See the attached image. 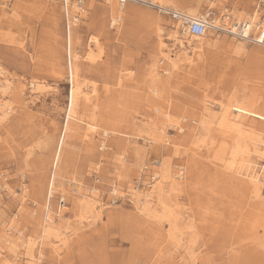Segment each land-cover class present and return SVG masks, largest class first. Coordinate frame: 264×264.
Wrapping results in <instances>:
<instances>
[{
	"label": "rangeland",
	"instance_id": "374dc122",
	"mask_svg": "<svg viewBox=\"0 0 264 264\" xmlns=\"http://www.w3.org/2000/svg\"><path fill=\"white\" fill-rule=\"evenodd\" d=\"M17 2L0 0V83L9 77L12 89L19 87L21 91L18 98L16 92L6 96L16 111L0 123V235L16 214L17 222L24 226L19 236L23 240L36 239L33 222L27 220L42 209L51 176L50 162L63 133L74 88L67 69L71 49L79 55L78 76L83 89L80 107L96 114L103 127L108 121L115 124L117 133L111 139L102 138L103 130L98 128L99 133L92 136L91 150L80 136L75 140L65 135L61 149L66 159L60 162L64 176L58 181L65 191L56 189L55 194L72 190L68 181L82 187L96 184L100 192L93 195L99 196L97 201L105 203L106 209L102 207L94 224L77 225L71 218L75 234L71 233L68 244H45L40 251L35 249V264H264V181L259 183L257 194L240 186L245 167L264 176V157L252 154L244 163L237 162L235 169L227 170L213 164L203 150L197 157L189 154L184 162L173 155L170 146L162 145L166 139L179 136L187 140V133L194 127L198 133H205L197 126L204 94L212 95V113L219 112L218 105L227 99L247 101L258 82V66L252 57L255 52H264V47L212 28L201 39L182 37L178 28L176 34L183 38L181 47L171 38L177 20L168 13L136 4L125 6L122 23L112 30L110 12L103 0H94L92 5L86 0V13L70 30L68 39L60 0L25 3L19 9L15 8ZM171 2L180 13L190 12L196 17L223 20L225 15L232 20L230 16L241 12L250 18L257 10L258 20L264 21V8L257 0ZM129 10H135V14L125 17ZM157 34L165 44L162 52ZM238 45L242 49L238 50ZM87 46L97 48L94 61L86 55ZM198 46L202 48V61L192 65L191 54ZM163 52H169L172 58L185 52L188 57L173 69ZM157 77L158 81L168 80V89L166 93L159 91V98L151 92ZM36 82L43 85L39 92L31 88ZM167 112L178 122L186 118L181 123L189 129L180 133L168 127L162 121ZM161 121L166 137L160 144L149 129L152 123L159 125ZM70 122L85 126L78 120ZM244 122L252 128L260 120L246 116ZM100 145L105 149L101 151ZM66 160L71 161L72 169L65 167ZM155 161L184 163L186 168L173 210L185 224L191 222L192 228L179 226V234L175 235L179 242L168 236L167 222L142 216L131 201L133 188L139 191L137 195L149 192V188L133 186L141 173L146 174L147 183L152 182ZM96 166H100L97 172ZM94 176L98 177L95 181ZM115 185L117 193L125 192L127 197L109 206L108 191ZM66 202L70 212L69 198ZM51 203L56 206L55 200ZM8 236L17 237L16 231L11 230ZM18 256L14 262L25 264L22 255Z\"/></svg>",
	"mask_w": 264,
	"mask_h": 264
},
{
	"label": "bare ground",
	"instance_id": "6f19581e",
	"mask_svg": "<svg viewBox=\"0 0 264 264\" xmlns=\"http://www.w3.org/2000/svg\"><path fill=\"white\" fill-rule=\"evenodd\" d=\"M93 1L94 0H89V4L92 5ZM149 2L151 5H147L146 7L154 8L158 10L160 14L168 13L172 16V19L178 21V23L174 26L175 32L173 31L171 38L176 40L175 42L178 41L181 47L183 46L182 45L183 36L201 39V37L190 36L188 34V30H187L188 27L183 24L185 22L189 23L194 20L202 19L204 22H206L207 28H212L218 31L219 30L225 31L233 36L236 37L238 36L243 40H247V41H251L250 35H255L256 27L259 24L264 25V21L260 22L258 20L257 10H254L250 18H245L246 14L242 15L241 12H238L236 14H233V16H230L231 18H233L232 20L229 18V16H225V15L223 20L222 19L216 20V19H208L207 16H203V15L196 17L194 14L190 12L186 14L180 13L173 6L171 0H149ZM25 3L38 5L42 3V0H18V2L15 4V8L19 9L20 6L25 5ZM85 3L86 0H84L83 2L84 5L81 15L86 13L87 10L86 6L88 4ZM103 4L108 8L110 12V25L112 26V22H115V19L120 21L126 5L120 7L114 0H110V1L103 0ZM128 4H136V3H128ZM136 5L143 6L141 4H136ZM45 7L46 6L44 7L42 6V8ZM133 14H135V10L133 11L129 10L127 13H125V17L131 16ZM95 24L98 25V22H96ZM178 28H179V34L182 37L176 34V29ZM180 29L182 32L180 31ZM158 32H160V30L157 29V33ZM70 34L71 33L69 30L68 39L71 37ZM157 39H158V48L160 49L159 51L162 52V50L165 49V44L161 41L160 34H157ZM259 45L264 47V44H259ZM94 47L96 48V46ZM242 47H243L242 45H238L237 49L238 50L242 49ZM95 48L92 49L89 46H87L88 53L86 55L91 61H94L95 56L93 55V53L95 51ZM201 49L202 48L198 46V48L195 51H193V53L191 54L193 55L190 61L192 65H194L196 61L198 62L202 61ZM161 54L163 55L164 60L165 61L167 60L168 63L171 64V67L173 69L176 68L178 62L184 61L188 57V55H186L185 52H183V54L181 55L180 54L174 55L173 58L169 55V52H163ZM67 55L69 59L67 62V69L73 81L74 88H72L73 91L71 93L68 109L66 111L67 112V116L65 119L66 121L64 122V125H62L64 126L62 129L63 133L61 134L57 146L55 148L56 151L54 154V158L50 162V170L53 172V177L47 183L48 185L47 189L49 191L43 202L42 209H38V211L33 212V214L36 217L29 218L27 220V222L29 223L31 220L33 222V226L35 227L34 235H36V239L23 240V238L19 236L22 235V230L24 229V226L17 222L18 221L17 216L19 215L15 214L13 218L9 219L7 222L8 229L3 231V233L0 235V264L13 263L14 261L17 260L16 258L19 257L18 254L22 255L25 264H35L34 261L37 259L34 257L35 249L39 248L38 250L40 251L43 245L45 244H51V245L58 244L59 246H66L68 244V241L70 240L69 237L72 234H75V230L73 229V223L77 222V225H81L83 223H88V225L90 223L93 224L96 223L102 213V207L106 205L105 203H100L97 201V198L99 197L98 195L97 196L93 195L94 193L97 194V192H100V189H98L100 186L97 188V185L95 184L94 187L93 186L82 187V185L80 184L75 185L73 181H68L73 186L72 190L67 189L66 192L67 194L61 193L62 197H64L66 200H68L69 198V202H71L72 208L70 212L67 211L68 208L67 209L63 208L62 210H58V206L56 205L54 207L53 203H51L53 200L52 201L48 200V202L50 203L48 207L46 206L45 203L48 196L50 197L51 195H53L52 193L55 194L56 189L63 192L65 191L63 187L61 188L62 185L59 184L58 182L64 176V174L62 173V169L60 167V162L62 158L65 157V155H62L63 153L61 149L63 141L65 139V135L68 134L70 138H73L75 140L77 139L78 136H80L82 141L86 142L85 145L86 148H89L91 150V147L94 146L93 145L94 142L92 141L93 140L92 136L95 133H99L97 130L98 128L103 130L100 133L102 138L111 139L112 136L116 135L117 133V129H115L114 127L115 124L113 126V124L111 125V122L108 121L107 123L104 124L105 127H103L102 125L103 121H101V119L97 117L96 114L95 115L88 114L85 107H80V100H81V95L83 94V89H82V83L79 80L80 76H78L79 67L77 62L79 61L78 60L79 55L76 50L72 52L71 49L69 50ZM252 59L255 63H257L258 66V82L256 83V86L253 89L254 92L252 90L253 94L248 98L247 101L238 102L235 99H227V101L224 103L219 102L220 103L218 105V108L220 109L219 112L212 113L211 109L209 108L210 105H212L211 104V101L213 100V98L211 97L212 95L209 96L207 95V93L204 94L201 101L202 106L200 108L203 112L202 114H200L201 115L200 118L198 116L199 120L197 126H199V128L201 127L202 131H205V133L203 135L201 133H198V128L196 129L194 127L193 130L191 131L189 130L190 132L187 133L188 134L187 140L179 136L170 141H168L169 139L168 140L166 139V142H164V144L162 145L170 146L172 148L173 155L183 159L184 162L187 161L186 158L189 154L190 155L192 154L197 157L199 156L201 150H203L205 151L207 157L208 156L211 157L213 164L214 163L219 164L222 169L225 168L227 170L235 169L236 164H238L237 162L244 163L245 160H248L249 158L252 157L251 156L252 154L257 157L258 156L264 157V52L262 53L255 52ZM1 70L2 69L0 67V78L2 77V73H3V72L1 73ZM151 72L152 74H155L153 73L154 69H151ZM166 72L167 71L163 68L162 73L166 75ZM3 79H4L3 83H0V97L2 98V100H0V123H4L7 116H9L12 112L16 111L14 106H12V102L7 100L6 96L9 93L16 92L15 96L16 98H18L21 92L19 91V87L12 89L11 78L4 77ZM154 79L156 81L155 86L157 87L153 86L151 92H153L155 96L159 98L160 97V94H158L159 91L166 93V90L168 89V80L166 79L164 81H158V77ZM33 83H31V88L33 90H36V92L42 90L43 85L41 83L39 82H36V84ZM163 116L164 117L162 121H164V123H166L168 127L170 126L171 128H177L180 133H185L186 129H189V127H187V124L181 123V121L185 122L186 118L184 119L182 118L178 122L175 119V117L170 115L168 112ZM246 116L254 117L256 119L258 118L260 122L254 124L253 125L254 127H252L253 129L249 128L248 126L245 125L244 122ZM70 120H75V121L78 120L79 122L84 123L85 126L81 127V125L72 123L70 122ZM162 121L160 122L159 125L152 123L151 128L150 129L148 128L152 133V135L157 140V142H160V144L162 143L161 139L166 137L165 129L162 127ZM164 159L166 158L164 157ZM66 162L67 163L64 164L65 167L72 169L71 161L66 160ZM170 162L167 163L166 161H164L162 163H156L159 164V166H155L156 168L153 169V173L151 175L152 182L151 183L149 182L150 184L149 192L142 194L139 193V195H137L139 191L133 188L132 193L130 195L132 199L131 198L130 199L131 201L134 202L136 210L142 216L150 219L153 218L159 220V222L161 221L167 222L169 226L168 236L170 238L176 239V241L179 242L178 241L179 238L177 239V236H175L176 233L179 234L178 232L179 226L185 225L186 226L185 228L187 227L188 229L192 228L191 222L190 224L189 223L185 224V222H183L182 219L178 217V214L174 213L173 210V207L177 202L176 200L177 193L180 191L181 188L180 182L186 178V168L184 167L185 166L184 163L174 165L173 163ZM240 165L243 166L242 164ZM99 167L100 166L95 167L96 170L95 172H97V169ZM244 170H245L244 175H241L242 183L240 184V186H246L247 188H251V190L253 189V192L257 194L258 192L257 187L259 183L264 181V176L261 177L260 174H258L255 170L251 169L250 167H245ZM263 172L264 170L261 173ZM118 178L119 175L115 181H118ZM97 179L98 177L96 178V176H94V181ZM86 188H88V190ZM117 191H118L117 185L110 188L108 191L109 198L115 196L117 194ZM104 208L106 209V207ZM48 213L50 215H48ZM71 218H74L75 221L73 219L72 220L74 222L71 221ZM15 219L16 221H14ZM17 227L20 228V230ZM11 230L16 231L17 237H10V236L7 237L8 232H10ZM1 250H3L5 255L2 254L3 252H1ZM39 256H40V252H39ZM39 256L38 259L40 260L41 258ZM13 264H18V263L14 262Z\"/></svg>",
	"mask_w": 264,
	"mask_h": 264
},
{
	"label": "built area",
	"instance_id": "2783aa9c",
	"mask_svg": "<svg viewBox=\"0 0 264 264\" xmlns=\"http://www.w3.org/2000/svg\"><path fill=\"white\" fill-rule=\"evenodd\" d=\"M110 1V0H106ZM118 6L123 7L127 5L128 3H136V4H141L143 6L151 5L149 0H114ZM258 5L262 6L264 8V0H257ZM83 2L84 0H60V5L63 7V18H62V23L64 27V33L66 35V38L68 36L69 30L73 29L74 27L78 26L80 24V21L82 20V11H83ZM122 21H118L115 19V22H112V30L118 27ZM185 26L188 27V34L190 36H195V37H201L203 36L206 31H207V26L206 22H204L202 19L200 20H194L189 23H183ZM110 28V29H111ZM181 31V29H180ZM182 32V31H181ZM251 36V41L252 43H257V44H264V25L259 24L256 27V32L255 35H250ZM68 46V44H67ZM100 150H104V146L100 145L99 146ZM157 162H153L154 166H159V164H156ZM146 171L147 168H144ZM150 174V173H148ZM146 174L141 173L140 177L134 182V187L139 188V189H147L150 187V184L147 183L148 181L145 180ZM50 187V186H49ZM49 191V190H48ZM50 197H47L46 200V206L50 205L49 201L55 200L56 205L58 206V210H62L63 208H68V203L66 202V199L60 195H57L52 193ZM56 196V197H55ZM127 194L125 192H120L119 194L117 193L115 196L110 197V199L106 202L109 204V206H116V204H119L122 202L123 199H126ZM48 215H50L48 213Z\"/></svg>",
	"mask_w": 264,
	"mask_h": 264
},
{
	"label": "crops",
	"instance_id": "0c3cea01",
	"mask_svg": "<svg viewBox=\"0 0 264 264\" xmlns=\"http://www.w3.org/2000/svg\"><path fill=\"white\" fill-rule=\"evenodd\" d=\"M53 177V172L51 171V176H50V179L49 180H51V178ZM93 179H94V177H93ZM75 184V183H74ZM75 185H77V184H75ZM79 185V184H78ZM48 188V187H47ZM87 190H88V188H86ZM47 193H48V189L46 190V194H45V197H44V200H45V198H46V195H47ZM60 196H61V194H59ZM44 200H43V202H44Z\"/></svg>",
	"mask_w": 264,
	"mask_h": 264
}]
</instances>
